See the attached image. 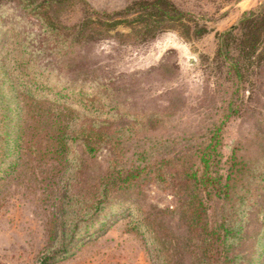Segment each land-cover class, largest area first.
I'll use <instances>...</instances> for the list:
<instances>
[{
	"label": "rangeland",
	"instance_id": "rangeland-1",
	"mask_svg": "<svg viewBox=\"0 0 264 264\" xmlns=\"http://www.w3.org/2000/svg\"><path fill=\"white\" fill-rule=\"evenodd\" d=\"M132 1L69 0L56 14L62 25H72L84 6L109 12ZM170 1L203 29L200 34H186L179 26L134 42L130 28L118 25L95 40L61 49L40 43L35 17L17 0L0 4V95L15 115L16 107L22 109L13 120L21 134L20 153L8 158L16 163L0 181V264H43L45 257H52L46 264H155L165 258L190 264L188 227L181 213L189 192L183 168L195 162L189 151L211 133L223 99L231 95L244 104L227 123L232 135L246 138L240 143L246 175L231 199L208 202V219L213 226L225 220L240 228L235 264H264V68L239 86L216 79L212 71L217 33L264 0ZM186 23L194 28L193 22ZM12 33L38 49L34 61L56 78L52 80L109 101L110 124L130 127V133L117 138L118 154L102 143L94 156L78 144L68 157L54 156L50 100L22 97L3 65L1 43L6 45ZM125 111L143 113V123L132 126ZM161 159L163 178L147 174ZM134 166L145 167L141 177L130 187H115L112 171L121 176ZM71 230L75 235L69 237ZM62 250L64 256L56 258Z\"/></svg>",
	"mask_w": 264,
	"mask_h": 264
},
{
	"label": "trees",
	"instance_id": "trees-1",
	"mask_svg": "<svg viewBox=\"0 0 264 264\" xmlns=\"http://www.w3.org/2000/svg\"><path fill=\"white\" fill-rule=\"evenodd\" d=\"M2 1L0 0V4ZM67 1L69 0H17L19 7L37 21L39 31L35 36L40 38L41 44L44 41L52 43L51 49L67 48L85 40H95L118 25L130 28L134 42H145L166 29L179 26L184 28L186 34H190L191 30V34L198 35L203 30L198 29L190 15L179 10L170 0H135L120 10L109 12L84 6L82 17L76 23L62 25L56 12ZM186 21L193 22L194 28L190 29ZM216 37V49L212 57V71L216 79H228L231 84L239 86V82L258 75L264 68V1L254 9L243 11L235 25L217 33ZM1 46L5 47L3 65L21 96L50 100L47 107L51 111L48 123L53 129L49 134L52 146L50 151L56 158L64 159L73 154L76 144L89 156L96 155L102 143L108 145L115 154L119 153L121 143L117 138L124 136L126 131L129 132L130 127H113L110 124L108 117L113 115L107 99L102 100L84 89L76 91L72 85H62L52 80L56 78L34 61L38 49L29 46L25 39H20L18 33H12L8 43L5 45L2 42ZM2 83L0 81V93ZM243 107V102L238 103L233 95L223 99L219 121L202 143L188 153L195 162L183 168V180L189 192L182 199L181 213L188 227L189 236L186 241L187 250L192 256L190 264H235L239 257L234 244L240 228L227 225L225 220L213 226L209 222L207 210L208 202L213 198L226 201L231 199L237 184L246 175L247 161L240 146L246 138L232 135L227 123ZM15 110L17 115L0 95V181L16 163L8 158L15 152L20 153L18 141L21 134L17 122L13 120H18L22 109L16 107ZM124 114L132 117V126L143 123L141 112L125 111ZM159 115L154 113V116ZM100 118L103 119L99 121ZM226 148L228 151L224 154ZM163 160L154 169L148 167L147 174L153 173L156 178H163L160 174V170L164 169ZM117 161V156L111 159V166H116ZM144 170L145 167L140 169L134 166L124 175L120 176L116 172V176L112 171L109 176H115L112 178L115 187H130ZM88 228L89 225L84 227ZM74 235L75 231L71 230L69 237ZM64 252L59 251L54 256L62 258ZM51 258L45 257L43 264L51 261ZM155 264L181 263L179 258L174 261L172 258H165Z\"/></svg>",
	"mask_w": 264,
	"mask_h": 264
}]
</instances>
